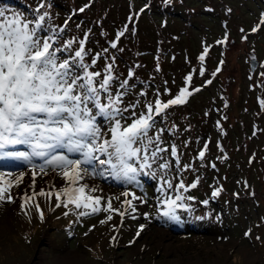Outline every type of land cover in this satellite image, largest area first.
<instances>
[{"label": "rangeland", "instance_id": "obj_1", "mask_svg": "<svg viewBox=\"0 0 264 264\" xmlns=\"http://www.w3.org/2000/svg\"><path fill=\"white\" fill-rule=\"evenodd\" d=\"M46 2L53 24L68 20L65 38L82 37L87 29L90 38L86 46L93 53L107 48L109 58L114 54L115 72L121 79L133 67L134 76L139 78L131 80L137 84L135 91L144 87L148 99L153 98V88L161 91L162 99L175 95L184 86L183 76L190 71L193 76L189 87L203 85L183 105L170 107L167 118L161 117L156 123V128L167 129L173 123L178 126L162 136L178 146L181 168L186 162L193 165L183 170L181 178L185 184L199 178L195 187L187 190V195L196 199L188 202L192 210L181 213L180 223L126 216L122 226L113 229L110 225L121 223L118 215L113 214L104 224L99 223L106 215L103 212L78 220L73 213L62 215L65 208L53 207L54 196L49 201L37 195L35 201L45 213L44 221H40L31 205H26L29 216L20 209L19 197L33 191L29 187L32 170L21 165L12 172V178L19 171L26 173L23 183L11 189L13 201H0V264H264V76L260 75L264 72V22L260 21L264 0ZM35 3L36 0H0V6L24 13L33 10ZM136 12L140 14L131 15ZM258 23L262 26L250 32ZM122 28L123 35L116 38V31ZM242 36L246 39L242 40ZM114 38L116 48L108 43ZM217 40L223 43H215ZM206 45L211 47L201 61L198 57ZM250 52L258 61L252 72ZM221 60V70L212 76ZM105 62L102 55L92 70L102 69ZM201 66L206 69L204 74L199 71ZM204 80L210 83L204 85ZM165 82L170 95L163 94ZM131 99L129 92L126 102ZM184 140L189 141L188 145H183ZM205 141L206 158H196ZM175 175L170 172L165 178ZM4 179L10 177L5 175ZM139 180L142 189L130 190L137 196L147 193L150 207H137L141 213L154 212L152 197L157 180L151 175H141ZM48 182L57 187L64 183L58 173H38L34 190L38 192L42 186L47 190ZM89 183L98 185L105 197H117L112 204L121 207L124 187L118 182L105 177L90 179ZM214 188L220 189L215 197ZM205 199L209 201L207 205L199 203ZM138 224L146 227L128 244ZM89 225L94 227L89 230ZM113 232L118 239L110 244Z\"/></svg>", "mask_w": 264, "mask_h": 264}, {"label": "snow or ice", "instance_id": "obj_2", "mask_svg": "<svg viewBox=\"0 0 264 264\" xmlns=\"http://www.w3.org/2000/svg\"><path fill=\"white\" fill-rule=\"evenodd\" d=\"M48 7L46 0H36L34 9L27 13L0 6V201H13L11 189L23 183L26 173L19 171L12 178V172L27 165L32 170L33 181L29 187L33 191L19 197L25 216L30 213L26 205H31L37 218L44 221V210L35 201L37 195H42L49 201L54 196L53 207L65 208L62 215L73 213L78 220L103 212L106 215L99 223L104 224L113 214L118 215L121 223L110 225L113 229L121 227L126 216L135 219L142 215L146 220L157 218L162 222L180 223L181 213L192 210L188 202L196 199L187 195V190L195 187L199 178L184 183L181 174L193 165L186 162L181 168L178 146L162 136L165 131L174 132L178 126L173 123L167 129L156 128V123L161 117L167 118L170 107L183 105L203 85L189 87L193 76L190 71L183 76L184 86L175 95H170L165 82L163 94H169L170 98L162 99L161 91L153 88V98L148 99L144 87L135 91L137 84L131 80L139 78L134 76L133 67H129L127 76L121 79L115 72L114 54L109 58L107 48L93 53L86 46L90 38L87 29L82 37L65 38L68 20L53 24ZM260 21L264 22V12L260 14ZM261 26L258 23L249 31L255 33ZM75 27L79 29L80 25ZM123 32V28L117 30L115 37L119 38ZM100 34H105L103 29ZM116 38L108 41L112 48L117 47ZM215 43L221 44L223 40ZM210 47H204L199 60H204ZM102 55L106 58L102 69L92 70ZM222 63L223 60L217 64L212 76L221 70ZM156 69L160 70L158 63ZM199 71L204 74L206 69L201 66ZM260 75L264 76V72ZM209 83V80L203 82L204 85ZM129 92L133 99L126 102ZM188 143V140L183 141L185 146ZM204 145L196 158H206L208 141ZM217 145L219 147V141ZM48 172L58 173L64 183L57 187L48 182L47 190L42 186L37 192L35 177L38 173L46 176ZM170 172H175V177L165 178ZM5 175L10 179L5 180ZM141 175H151L157 180L156 194L152 197L154 212L141 213L137 204L150 207L147 193L137 196L130 190L142 189ZM105 177L124 187L121 194L124 198L119 200L121 207L112 204L117 197H105L98 185L89 183L90 179ZM219 191L214 188L212 196ZM199 203L207 205L209 201ZM129 209L135 215H131ZM93 227L89 225V230ZM145 227L138 224L128 244H132ZM249 232L250 229L246 230L244 236L248 237ZM115 239L118 237L113 232L109 243Z\"/></svg>", "mask_w": 264, "mask_h": 264}, {"label": "water", "instance_id": "obj_3", "mask_svg": "<svg viewBox=\"0 0 264 264\" xmlns=\"http://www.w3.org/2000/svg\"><path fill=\"white\" fill-rule=\"evenodd\" d=\"M248 56H249L248 58H249L250 70L252 72L257 67L258 61L256 60V58L255 59L251 58L252 56L255 57V55L252 52L248 53Z\"/></svg>", "mask_w": 264, "mask_h": 264}]
</instances>
